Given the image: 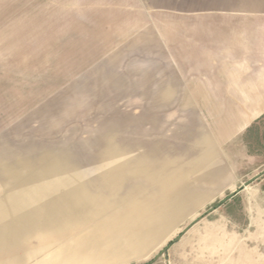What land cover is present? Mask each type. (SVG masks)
<instances>
[{
    "label": "rangeland",
    "instance_id": "obj_1",
    "mask_svg": "<svg viewBox=\"0 0 264 264\" xmlns=\"http://www.w3.org/2000/svg\"><path fill=\"white\" fill-rule=\"evenodd\" d=\"M81 1L0 0V204L55 170L95 179L108 149L163 176L123 168L101 186L116 193L89 211L100 214L0 264H264V104L206 102L224 91L213 84L231 86L230 101L249 83L264 93V0L147 19L83 15ZM168 15L187 30L210 18L232 46L180 41Z\"/></svg>",
    "mask_w": 264,
    "mask_h": 264
},
{
    "label": "crops",
    "instance_id": "obj_2",
    "mask_svg": "<svg viewBox=\"0 0 264 264\" xmlns=\"http://www.w3.org/2000/svg\"><path fill=\"white\" fill-rule=\"evenodd\" d=\"M75 0H70V2L75 3ZM79 3H83L82 11L83 15L86 10H90L94 14H100L99 18H104L106 16L115 15L117 11L127 9L130 10L131 16L142 15L147 19L146 10H162L165 14L166 12H171V10L181 12V10L191 9H229L233 8L235 3L233 0H82ZM220 3V4H219ZM117 10V11H116ZM91 15L90 13H88ZM122 14V13H120ZM120 18H123L121 16ZM197 21L193 24L198 27L195 30H187L185 27H180L182 18L178 20H170V16H164V24H178V30L176 35L178 40H188L199 41V42H213V43H199L200 47L205 51H219L229 49L232 45L229 43L230 37L228 30L221 31L220 28L213 27L216 24L210 18L197 17ZM112 24H122L129 23V21L124 22L119 21H105ZM259 22L262 24L261 19ZM258 20L255 23H259ZM130 23H133L130 21ZM154 23V22H144ZM191 24V22H189ZM206 33V38L202 37L201 34ZM221 33V36L219 35ZM199 34V35H198ZM219 41L221 43H219ZM203 54V52H201ZM164 65H169L167 56L162 54ZM220 70V69H219ZM211 72L218 71V69H210ZM225 72V69L222 72ZM257 90L251 94L246 95L248 90ZM248 88L243 86V93L239 98L244 100L230 101L226 100L231 97L234 93L229 91L232 89L231 86L227 84H217L211 85V89L224 90L219 93V96L209 97L211 103L217 104H229V103H247V104H264V93L261 92L263 87L259 86L254 82L253 84H248ZM244 95V96H243ZM208 98V97H206ZM216 99V100H215ZM109 156L100 165L98 174L93 180H86L81 178L74 171L61 172L55 170L53 177H43L41 180L34 184V186L27 187L25 184L19 185L16 188V193L12 192L9 194L8 199H4V202L0 204V253L5 256H14L17 251L23 249L29 242V238L33 235L40 234L47 231L61 230L63 228L83 225L88 221L92 214L98 215L101 209H96V211L89 212L94 204L103 199L108 195H115V189H109L101 187L102 185L108 184L112 185L111 180H108L109 176H116V172L122 173V169H129L131 172L139 176H145L148 178L161 177L163 173L160 171L153 170L152 172L148 169H144L142 166V161L144 158H140L134 161L133 164L122 166L121 163L123 159L119 154L113 150L108 149ZM122 159V160H121ZM56 165V164H55ZM58 166V165H57ZM51 171V170H50ZM148 171V172H147ZM52 174V173H50ZM48 175V174H47ZM45 176V175H44ZM15 177V176H13ZM114 181V180H113ZM13 197L17 199V203L14 201ZM12 200L14 202H12ZM44 203V204H42ZM3 205V206H2ZM7 208V211L1 210ZM2 208V209H3ZM98 208V207H97ZM170 218L161 216L155 223H161L168 226ZM153 222V224H155ZM161 231L153 232L150 234H144L152 239L159 235Z\"/></svg>",
    "mask_w": 264,
    "mask_h": 264
}]
</instances>
